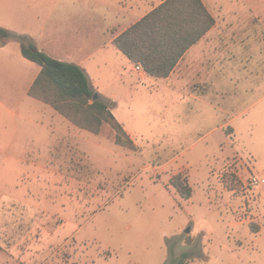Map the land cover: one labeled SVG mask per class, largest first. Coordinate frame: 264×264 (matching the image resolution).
Masks as SVG:
<instances>
[{
  "label": "rangeland",
  "instance_id": "374dc122",
  "mask_svg": "<svg viewBox=\"0 0 264 264\" xmlns=\"http://www.w3.org/2000/svg\"><path fill=\"white\" fill-rule=\"evenodd\" d=\"M238 1L206 0L247 13ZM107 2L0 0V22L104 13ZM240 20L192 48L180 80L132 72L131 91L116 63L88 69L135 149L104 124L76 126L43 147L53 155H0V264H168L187 252L188 264H264V185L250 184L264 169V48ZM179 173L189 199L171 183Z\"/></svg>",
  "mask_w": 264,
  "mask_h": 264
},
{
  "label": "crops",
  "instance_id": "0c3cea01",
  "mask_svg": "<svg viewBox=\"0 0 264 264\" xmlns=\"http://www.w3.org/2000/svg\"><path fill=\"white\" fill-rule=\"evenodd\" d=\"M107 1L104 13H4V22H0V27L27 35L49 56L82 66L88 76L91 67L116 63L119 66L118 81L132 91L140 81L132 79V72L142 79L155 77L145 69L137 70V64L117 49L114 39L165 0ZM202 1L214 16L215 25L186 52L167 78L159 79L168 80L176 75L180 80L178 75L185 72L186 58L192 48L210 33L234 31L237 27H234L235 22H241L240 19L246 20L243 33L256 35L250 38V46L259 44L261 49L264 48V0H239L240 8L247 7V13H220V3H213L212 9L206 0ZM232 15H235V22ZM250 59L253 57L250 56ZM40 71V65L23 56L18 40L0 43V143L5 144L4 148H0V155L17 159L53 155L54 150L43 147L58 144L76 131V125L54 107L29 94ZM99 96L107 101L102 94ZM113 105L112 111L116 116ZM118 120L126 128L124 122ZM30 144L41 149L27 148ZM262 174L264 176V169Z\"/></svg>",
  "mask_w": 264,
  "mask_h": 264
},
{
  "label": "trees",
  "instance_id": "16d2710c",
  "mask_svg": "<svg viewBox=\"0 0 264 264\" xmlns=\"http://www.w3.org/2000/svg\"><path fill=\"white\" fill-rule=\"evenodd\" d=\"M215 22L202 0H165L117 36L114 44L132 63L141 64L149 75L167 78ZM10 40H18L23 56L41 67L29 90L32 97L51 105L81 129L99 133L104 124H109L115 131L117 144L136 148L112 106L100 98L82 66L53 58L27 35L0 27V43ZM171 183L183 198L192 196L193 190L182 173ZM188 243L192 240L188 239ZM189 257L187 252L168 264H188Z\"/></svg>",
  "mask_w": 264,
  "mask_h": 264
},
{
  "label": "built area",
  "instance_id": "2783aa9c",
  "mask_svg": "<svg viewBox=\"0 0 264 264\" xmlns=\"http://www.w3.org/2000/svg\"><path fill=\"white\" fill-rule=\"evenodd\" d=\"M137 70H144L141 64L136 65ZM250 184L253 186H262L264 185V176H252L250 179Z\"/></svg>",
  "mask_w": 264,
  "mask_h": 264
},
{
  "label": "water",
  "instance_id": "95a60500",
  "mask_svg": "<svg viewBox=\"0 0 264 264\" xmlns=\"http://www.w3.org/2000/svg\"><path fill=\"white\" fill-rule=\"evenodd\" d=\"M95 98H97V95H95Z\"/></svg>",
  "mask_w": 264,
  "mask_h": 264
}]
</instances>
